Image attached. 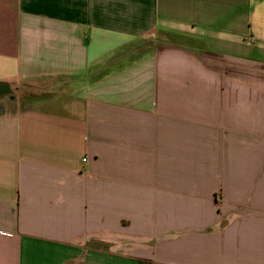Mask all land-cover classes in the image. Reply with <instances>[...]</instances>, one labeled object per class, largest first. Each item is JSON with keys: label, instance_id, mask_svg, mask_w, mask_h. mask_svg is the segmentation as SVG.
I'll list each match as a JSON object with an SVG mask.
<instances>
[{"label": "crops", "instance_id": "obj_1", "mask_svg": "<svg viewBox=\"0 0 264 264\" xmlns=\"http://www.w3.org/2000/svg\"><path fill=\"white\" fill-rule=\"evenodd\" d=\"M0 82V264H264V0H0Z\"/></svg>", "mask_w": 264, "mask_h": 264}, {"label": "trees", "instance_id": "obj_2", "mask_svg": "<svg viewBox=\"0 0 264 264\" xmlns=\"http://www.w3.org/2000/svg\"><path fill=\"white\" fill-rule=\"evenodd\" d=\"M18 89L15 85L0 82V117L14 109Z\"/></svg>", "mask_w": 264, "mask_h": 264}, {"label": "rangeland", "instance_id": "obj_3", "mask_svg": "<svg viewBox=\"0 0 264 264\" xmlns=\"http://www.w3.org/2000/svg\"><path fill=\"white\" fill-rule=\"evenodd\" d=\"M142 47V44L139 46V48Z\"/></svg>", "mask_w": 264, "mask_h": 264}]
</instances>
